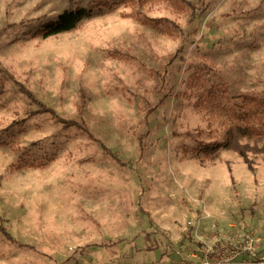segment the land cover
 <instances>
[{
  "label": "rangeland",
  "instance_id": "1",
  "mask_svg": "<svg viewBox=\"0 0 264 264\" xmlns=\"http://www.w3.org/2000/svg\"><path fill=\"white\" fill-rule=\"evenodd\" d=\"M178 1L0 0V264H264V155L203 153L264 99V0Z\"/></svg>",
  "mask_w": 264,
  "mask_h": 264
},
{
  "label": "trees",
  "instance_id": "2",
  "mask_svg": "<svg viewBox=\"0 0 264 264\" xmlns=\"http://www.w3.org/2000/svg\"><path fill=\"white\" fill-rule=\"evenodd\" d=\"M180 7L194 9L191 4L185 0H179ZM110 8L112 6H109ZM100 9V8H99ZM100 10L91 8H77L73 11H65L56 21L45 24L38 32L43 38L66 33L78 27L81 21L89 19ZM144 21L156 24L155 27L162 23H172L166 20H152L145 18ZM40 107V112L53 113L40 102H34ZM236 113L234 114L237 123L227 127L224 131L223 138L220 142L211 144L204 148V155L212 160L218 157L220 151H231L235 153L246 164L249 171H254L253 161L257 155H264V99H251L250 102H237L235 104ZM54 114V113H53ZM64 127L79 128L80 124L73 120L59 119ZM91 137V136H90ZM0 232L7 236L6 231L0 225Z\"/></svg>",
  "mask_w": 264,
  "mask_h": 264
}]
</instances>
